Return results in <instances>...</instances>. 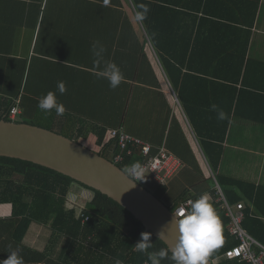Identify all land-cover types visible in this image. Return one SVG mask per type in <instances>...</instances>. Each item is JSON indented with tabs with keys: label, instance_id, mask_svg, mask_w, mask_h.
<instances>
[{
	"label": "crops",
	"instance_id": "obj_1",
	"mask_svg": "<svg viewBox=\"0 0 264 264\" xmlns=\"http://www.w3.org/2000/svg\"><path fill=\"white\" fill-rule=\"evenodd\" d=\"M123 3L122 15L102 7L98 0H0V81L17 80L25 66V77L29 71L31 84H43L41 89L34 84L32 88L43 95L54 92L64 105L62 116H57L54 110L51 113L55 122L57 118L60 121L59 128L68 132L61 133L77 137L80 143L97 152H106L111 142L109 130L114 128L150 143L154 152L165 148L181 163L162 184L166 187L162 201L168 206L184 197L212 193L214 177L218 180L220 174L255 186L264 185V122L231 115L225 140L219 143L223 147L222 159L214 169L207 158L210 146L201 140L198 131L211 129L212 106L220 103L218 89L214 94L202 79L182 75L176 77L180 80L174 85L149 45L145 52L152 68L146 65L143 72L139 68L134 70L136 60L128 53L131 44L127 39L140 32L131 27L132 4L126 0ZM94 41L103 44L104 58L117 64L123 73L124 84L116 89L95 75L97 69L91 52ZM117 50L121 54L116 55ZM195 56L197 67L213 66L210 47H197ZM248 56L264 61V0L252 28ZM140 64L141 61L136 65ZM259 78L256 72L253 83L263 90L254 92L264 94V81ZM60 81L67 89L64 94L57 91ZM35 96L41 98L39 94ZM251 97L253 101L246 106L256 116L264 115V98ZM222 100L227 103L226 98ZM185 105L194 109L192 117ZM103 127L107 133L99 142ZM107 153L111 156L113 152L107 149ZM237 191L240 195L244 193L242 189ZM93 198L94 192L74 183L67 195V207L81 210ZM241 202L254 210L249 199ZM17 228L13 205L0 203V259L16 251L23 264H81L76 262L74 253L64 250L67 238L52 228V221L32 222L22 238ZM225 252L212 260L214 264L235 261L228 260ZM102 264L115 262L105 258Z\"/></svg>",
	"mask_w": 264,
	"mask_h": 264
},
{
	"label": "trees",
	"instance_id": "obj_2",
	"mask_svg": "<svg viewBox=\"0 0 264 264\" xmlns=\"http://www.w3.org/2000/svg\"><path fill=\"white\" fill-rule=\"evenodd\" d=\"M98 1H101L102 7L122 12L123 15V0ZM126 1L127 4H132L131 27L134 32H140L139 35L133 34L131 40L127 39V43L131 44L128 53L136 60L134 70L139 68L143 72L146 65L152 68L145 52L146 46L149 45L157 53L167 76L174 85L179 79L176 77L182 75L202 79L214 94L218 89L217 98L220 103L217 102L216 109H213L211 129L206 132L198 131L202 136L201 140L210 146L207 151L208 161L214 169H217L223 155V147L219 143L225 140L231 115L264 122L263 114L256 116L246 106L249 101H253L251 96L264 98L263 93L257 92L263 89L253 83L256 72L260 77L259 81H264V61L248 56L252 28L256 22L261 0ZM140 16L144 19H139ZM201 46L213 50L211 56L213 66L210 68L203 69L195 65V53L197 47ZM119 54L121 52L117 50L116 55ZM140 61V66L136 65ZM25 70L26 67L22 66L21 72L16 76L17 80L0 81V94L6 95V98L0 95V119L12 121L7 115V109L13 103L12 98L19 97L22 114L16 121L56 131L53 126L40 125L34 121L37 116L43 114L54 126H60L58 119L55 122L53 116L45 115L38 108L40 98L35 94L40 96L43 94L35 91L32 86L34 84L37 89H41L43 84H31L29 71L25 77ZM254 89L258 90L254 92ZM224 98L227 103L222 100ZM185 107L192 117L194 109L187 105ZM220 111L225 114L223 119L218 118ZM106 129L103 127L99 131V142L103 141L107 133ZM56 132L61 133V131ZM69 138L78 141L75 136ZM110 140L105 148L106 152L99 153L113 162L114 156L122 153L124 160L117 163L122 170L136 162L142 165L147 160L140 156L138 148L134 149L132 155H128L125 150H121L116 138ZM107 149L112 150L111 156L107 153ZM153 152L152 148V155L158 151ZM217 179L231 204L245 199L252 201L254 210L250 206L245 207L243 226L254 238L264 244V185L255 186L221 174L217 175ZM74 183L94 192V198L81 210L67 207V195ZM149 183L148 189L162 200L166 187L154 179ZM236 189H242L244 193L240 195ZM179 202L169 207L174 210ZM0 203L13 205V220L17 222V230L21 238L32 222L52 221V228L67 238L64 250L69 254L74 253L76 262L81 264H102L105 258H110L114 262L120 260L122 264H143L149 261L148 253L139 252L135 248L142 232L152 234L151 241L154 247L149 249V252L167 247L152 231H147L144 224L129 210L108 195L77 182L57 170L28 160L0 156ZM210 204L221 220V243L209 255V258L214 260L234 246L236 241L228 230L230 218L226 216L221 203ZM85 216H89V220L84 221ZM237 262L223 260L218 264H239ZM161 264H172V262L164 259Z\"/></svg>",
	"mask_w": 264,
	"mask_h": 264
},
{
	"label": "water",
	"instance_id": "obj_3",
	"mask_svg": "<svg viewBox=\"0 0 264 264\" xmlns=\"http://www.w3.org/2000/svg\"><path fill=\"white\" fill-rule=\"evenodd\" d=\"M0 156L28 160L68 175L120 203L155 236L163 230L165 244V239L174 241L173 210L115 162L79 141L37 125L0 119ZM207 264L214 262L208 257Z\"/></svg>",
	"mask_w": 264,
	"mask_h": 264
},
{
	"label": "clouds",
	"instance_id": "obj_4",
	"mask_svg": "<svg viewBox=\"0 0 264 264\" xmlns=\"http://www.w3.org/2000/svg\"><path fill=\"white\" fill-rule=\"evenodd\" d=\"M139 19L143 20L144 17L140 16ZM105 51L106 49L100 41L92 43L93 63L97 69L95 75L107 80L111 89H116L122 83L124 76L117 64L104 58ZM57 91L60 94L67 91L64 82H57ZM38 108L45 115H51L54 110L57 116H62L66 110L52 91L41 96ZM212 108L215 110L216 105H213ZM224 115L220 111L218 118L223 119ZM123 171L131 180L137 181L138 178L139 181L145 177L142 166L138 162L126 166ZM170 224L174 241L169 243L165 239L166 248L149 252L148 250L154 247V243L151 241L152 234L142 232L141 239L135 244L136 250L148 253L150 264H161L164 259L170 260L172 264H207L210 253L221 243V220L215 208L209 203L208 197L201 195L190 202L186 211L182 210L179 214L174 213ZM162 238H165L163 230L158 234V239ZM0 264H23V259L16 251H10L6 258L0 259ZM115 264H122V262L116 260Z\"/></svg>",
	"mask_w": 264,
	"mask_h": 264
},
{
	"label": "built area",
	"instance_id": "obj_5",
	"mask_svg": "<svg viewBox=\"0 0 264 264\" xmlns=\"http://www.w3.org/2000/svg\"><path fill=\"white\" fill-rule=\"evenodd\" d=\"M0 95L2 98H6V95ZM12 101V105L7 109V115L11 120L16 121L21 115L20 98H12ZM109 135L111 138H116L118 140L121 150H125L128 155H132L134 149L138 148L140 150V156L147 159L141 165L143 174H150L151 177L160 184H165L167 181L166 177L173 174L181 166V163L165 148H160L156 154L152 155L151 151L153 146L150 143L127 133L121 128L109 130ZM123 160L124 155L122 153L114 156V162L116 164ZM214 180L215 186L212 193H203L197 196L187 197L178 203L173 212L179 214L182 210L186 211L190 202L201 195H206L209 203L220 202L222 208L225 210L226 216L230 218V233L238 241L237 244L226 250L225 257L228 260H236L242 264H264V244L256 240L243 227L245 218L244 203L238 202L236 204H231L215 177ZM138 182H140V180ZM87 220H89V216L84 217V221ZM143 264H150V262L145 261Z\"/></svg>",
	"mask_w": 264,
	"mask_h": 264
},
{
	"label": "rangeland",
	"instance_id": "obj_6",
	"mask_svg": "<svg viewBox=\"0 0 264 264\" xmlns=\"http://www.w3.org/2000/svg\"><path fill=\"white\" fill-rule=\"evenodd\" d=\"M21 116V115H20ZM34 118V117H33ZM36 118V117H35ZM34 118V119H35ZM19 119V118H18ZM58 119V118H57ZM36 123L40 124V125H46V126H49V127H52L56 130V131H61L62 133H65V134H68L67 131H63L59 128V126H54L51 121L49 119H47V117H44V115H39L37 116V118L34 120ZM145 177L143 179L140 180V183L145 186L146 188H150V180L153 179L151 177L150 174H146L144 175Z\"/></svg>",
	"mask_w": 264,
	"mask_h": 264
}]
</instances>
